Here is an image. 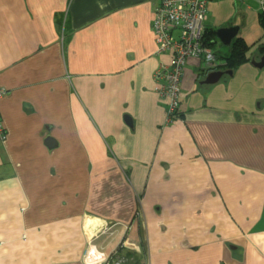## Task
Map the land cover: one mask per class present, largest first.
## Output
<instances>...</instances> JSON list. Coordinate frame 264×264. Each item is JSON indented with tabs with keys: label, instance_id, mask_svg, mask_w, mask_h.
<instances>
[{
	"label": "crops",
	"instance_id": "1",
	"mask_svg": "<svg viewBox=\"0 0 264 264\" xmlns=\"http://www.w3.org/2000/svg\"><path fill=\"white\" fill-rule=\"evenodd\" d=\"M214 1L207 32L223 2L220 27H262L254 0ZM158 2L0 0V264H82L124 237L142 264H264V29L213 84L189 58L166 123Z\"/></svg>",
	"mask_w": 264,
	"mask_h": 264
},
{
	"label": "built area",
	"instance_id": "2",
	"mask_svg": "<svg viewBox=\"0 0 264 264\" xmlns=\"http://www.w3.org/2000/svg\"><path fill=\"white\" fill-rule=\"evenodd\" d=\"M210 0H159L154 9L151 29L157 47V53L169 55L168 63L161 64L154 78L157 92L165 100L167 121L170 122L180 103V80L183 66L189 58L201 59L202 65H215V56L204 44V22L206 6ZM264 26V0H254ZM0 89V97L4 95ZM0 120V140L5 138ZM117 254L118 258L114 256ZM103 254H101L102 256ZM98 258L94 264H120L117 249L111 251L105 259ZM112 259V260H111Z\"/></svg>",
	"mask_w": 264,
	"mask_h": 264
},
{
	"label": "rangeland",
	"instance_id": "3",
	"mask_svg": "<svg viewBox=\"0 0 264 264\" xmlns=\"http://www.w3.org/2000/svg\"><path fill=\"white\" fill-rule=\"evenodd\" d=\"M221 1H224V0H215L214 2H221ZM250 3L254 4L253 2H250ZM232 13H233L232 5L223 2V4L217 9V11L213 12V14H212L216 19L215 30L219 29V28L226 27V26L220 27L219 25H223V23L226 20L231 19ZM206 19H208V13H207ZM236 21H237V23H240V16H237ZM208 23H209V20H208ZM235 27H238V26L236 25ZM238 33H239L238 35L241 34L242 36H244V40L247 42L248 46H250V48L253 49L256 46V44H254V43L257 40H259L258 37H260V35L263 36V26L261 27L259 25L257 15H253L252 12L248 11L246 17L244 18V23L242 24V26H240ZM213 36H215V35H213ZM213 38L216 41L214 42V44L211 48L218 55V59L221 58V56L222 57L226 56V54L229 50V47L222 45L216 39V37H213ZM125 240H126V238L124 237L120 240V243H118V245L120 247L117 249V253H118V255L121 256V258L119 259V261L121 262L120 264H133V263L135 264V259H136L135 254H138V253L133 254L132 251L134 250V248L131 249V247H130V248H128V250L131 251L132 256L125 255L126 252H128V250L126 248ZM90 245L91 244L86 245V248L81 255L82 264H94L95 262L98 261L99 257H102L101 259H105L111 253L108 251L102 252L101 250H100L101 251L100 252V251L94 250L93 248L90 249ZM124 248H126V249H124ZM101 254H103V255L101 256ZM96 255H98L97 259L94 258V256H96ZM114 256L118 258L116 253L114 254ZM109 264H114V263L112 261L111 262L109 261Z\"/></svg>",
	"mask_w": 264,
	"mask_h": 264
},
{
	"label": "trees",
	"instance_id": "4",
	"mask_svg": "<svg viewBox=\"0 0 264 264\" xmlns=\"http://www.w3.org/2000/svg\"><path fill=\"white\" fill-rule=\"evenodd\" d=\"M260 23L263 26L262 20H260ZM211 33L213 32H207V30L204 33V43L209 47H212L214 42L216 41ZM248 50L249 46L244 42V40L240 37H235V39H233L231 45L229 46V53L224 57L221 56V59H223V64L221 66H223L224 71H233L240 64L246 62L248 60ZM3 133L6 137L5 131ZM119 247L120 246L117 245L116 249H118ZM141 260L142 259L140 258H136L135 264H142Z\"/></svg>",
	"mask_w": 264,
	"mask_h": 264
},
{
	"label": "water",
	"instance_id": "5",
	"mask_svg": "<svg viewBox=\"0 0 264 264\" xmlns=\"http://www.w3.org/2000/svg\"><path fill=\"white\" fill-rule=\"evenodd\" d=\"M236 34H237V27H234V26L233 27L219 28V29L214 31V35L217 37V39L220 41V43L225 45V46H228L231 44V42L235 38ZM253 64L256 67L263 66L264 65V54H263V57L261 58V60L259 62H255ZM225 73L228 75H231L232 72L226 71ZM222 75H223V72H221V71H212V72L207 74L206 78L204 79V83L213 84L216 81H218ZM47 141H50V139H48ZM47 144L49 147L51 146L50 142L49 143L47 142Z\"/></svg>",
	"mask_w": 264,
	"mask_h": 264
},
{
	"label": "bare ground",
	"instance_id": "6",
	"mask_svg": "<svg viewBox=\"0 0 264 264\" xmlns=\"http://www.w3.org/2000/svg\"><path fill=\"white\" fill-rule=\"evenodd\" d=\"M264 29V28H263ZM205 22H204V32H203V37H204V33H205ZM215 31V30H214ZM213 35H214V32H213ZM216 37V36H215ZM236 37V36H235ZM217 38V37H216ZM235 39V38H234ZM218 40V39H217ZM219 41V40H218ZM233 41V40H232ZM232 43V42H231ZM205 44V43H204ZM231 45V44H230ZM230 45H228V46H230ZM207 46V45H206ZM211 51H212V53L214 54V56H215V65L214 66H211V67H204L203 65H202V60L201 59H199V62H201V68L203 69V70H205V71H209V72H212V71H216L215 69L218 67V66H221L222 64H223V59L221 60V58H219V60L220 61H222V63H221V65H220V62L219 61H217V59H218V56H217V54H215V52L212 50V48L211 47H209V46H207ZM198 60V59H197ZM164 64V63H163ZM186 64V63H185ZM184 64V65H185ZM161 65V64H160ZM160 67V66H159ZM222 68H223V66H221ZM183 69H184V66H183ZM224 69V68H223ZM218 71H220V70H218ZM156 72V71H155ZM221 72H223V75L222 76H226V75H228V74H226L225 72L226 71H221ZM232 72V71H231ZM155 74V73H154ZM182 76H183V73H182ZM182 76H181V79H182ZM221 76V77H222ZM155 79V78H154ZM156 83H157V81H156ZM180 87H181V80H180ZM2 89V88H1ZM156 91H157V89H156ZM4 92H5V90H4ZM5 94V93H4ZM157 94H158V92H157ZM180 95H181V93H180ZM160 97V96H159ZM179 108V107H178ZM177 113H178V109H177V111H176V113H175V116L172 118V120L170 121V122H168L167 121V113H166V118H165V120H166V123H171L174 119H175V117L177 116ZM1 120V119H0ZM3 129H4V127H3ZM5 131V130H4ZM5 139V138H4ZM3 139V140H4ZM3 140H0V141H3ZM90 249H92V247H91V245H90ZM94 258L95 259H97L98 258V255H96V256H94Z\"/></svg>",
	"mask_w": 264,
	"mask_h": 264
}]
</instances>
